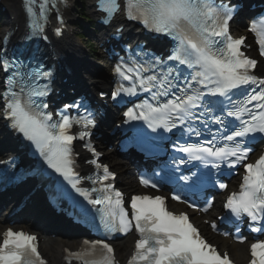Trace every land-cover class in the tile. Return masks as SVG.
<instances>
[{
	"label": "snow or ice",
	"instance_id": "1",
	"mask_svg": "<svg viewBox=\"0 0 264 264\" xmlns=\"http://www.w3.org/2000/svg\"><path fill=\"white\" fill-rule=\"evenodd\" d=\"M62 3L67 5V0ZM56 7L55 0H24L26 24L31 33L26 34L27 38L48 39L44 34L45 22L48 13ZM98 7L105 13L101 19L106 24H111L119 14L128 21L138 22L148 33L156 34L155 39L173 42L166 58L146 50L143 42L126 46L129 54L120 58L113 72L130 84L118 82L111 96L116 99L122 94L132 97L144 92L149 98L128 108L124 116L129 121H145L153 131L162 128L171 132L181 128L185 143L181 145L177 141L174 147L186 154L187 159H174L177 167L191 161H200L217 170L222 165L229 169L242 165L245 171L239 191L227 196L224 207L236 221L246 217L251 222V231L264 232V153L248 162L253 151L250 140L256 138L255 134L264 137V75L255 72L258 59L242 50L246 47V37L234 38L230 34L229 24L239 4L226 0H98ZM57 19L60 26L55 28V33L60 35L63 18L57 15ZM249 31L255 34L259 56L264 58V14L253 18ZM122 33L123 26L115 27L114 37L119 39ZM9 40L7 33L0 35V72L5 77L0 91V115L89 204L101 205L96 211L107 232L135 230L139 238L127 264H233L227 252L221 255L201 235L186 212L177 214L168 210L166 196L133 195L126 208L123 193L112 183H104L110 177L115 178L107 165L92 159L88 163L103 168V175L95 179L80 176L76 171L73 141H84L92 135L95 114L83 99L64 104L58 111L50 110L43 98L51 91L52 71L43 63H33L34 57L30 55L9 54L3 47V42ZM181 66L190 71L185 73ZM42 79L47 83H37ZM244 86H247L244 98L233 101L234 90ZM99 95L104 97L105 93L101 91ZM206 97L224 99L216 108ZM72 109L78 114L70 115ZM197 121L202 127L195 126ZM74 125L80 129L76 134L71 131ZM211 125L217 126L215 131ZM205 135L210 138L204 139ZM193 136L197 141L189 142ZM84 147L99 157L90 140ZM195 175L178 178L187 182ZM81 179H89L100 187L82 189L78 186ZM140 183L145 188L158 189V182L151 178L141 176ZM217 185L220 189L228 187L219 181ZM94 193L99 195L93 198ZM171 199L191 208L198 207L180 195L173 194ZM204 204L198 210L208 212L212 201L206 199ZM211 227L217 228L214 221ZM236 230L239 232V228ZM237 239L243 242L244 238ZM250 251L249 264H264V240L257 239L250 245ZM65 259L68 264L72 259L80 264H117L114 249L105 239L85 240L79 251L69 252ZM0 264H46V261L38 251L35 235L8 228L0 243Z\"/></svg>",
	"mask_w": 264,
	"mask_h": 264
},
{
	"label": "bare ground",
	"instance_id": "2",
	"mask_svg": "<svg viewBox=\"0 0 264 264\" xmlns=\"http://www.w3.org/2000/svg\"><path fill=\"white\" fill-rule=\"evenodd\" d=\"M14 1L15 6L13 5L11 7V10L13 11L17 24L20 27H23L25 21L20 20L21 11L19 9L18 3H16V0ZM67 11L71 15L70 10L67 9ZM62 46L66 49L67 54L74 60L75 65L78 66L83 77H85L88 81L94 82L97 85L105 86L104 79H106L108 76L107 67L105 65L106 62H98L95 61L93 58H90L87 52L81 49V43L78 42V40L71 38V34L67 36L65 44ZM7 141L8 140L5 133L1 131L0 124V150L7 145ZM106 155L110 159L111 163L116 165L117 171L119 172L120 178L122 179V185H124L125 188H129L134 185V180L130 176L132 170H130V167L127 165V163L125 161H122L114 150H107ZM219 206L220 203L215 204L214 209H218ZM4 219L6 218L2 215L0 217V232L3 229V221H6ZM61 226H57L56 228L60 229L62 228ZM66 231H68V229ZM44 237L46 240L42 245V249L44 250L45 254L53 261H57L62 257V249L65 243H76L72 235L69 236L63 234L61 231L55 234L45 233ZM223 242L225 244L224 247L230 249L231 253L235 258H237L238 254L242 256L246 255V244L239 245L233 243L229 245L227 242L225 243L224 240ZM118 246L121 251L130 248L129 241H121L119 242Z\"/></svg>",
	"mask_w": 264,
	"mask_h": 264
},
{
	"label": "rangeland",
	"instance_id": "3",
	"mask_svg": "<svg viewBox=\"0 0 264 264\" xmlns=\"http://www.w3.org/2000/svg\"><path fill=\"white\" fill-rule=\"evenodd\" d=\"M76 19H79V16L78 15H76ZM6 23V19H5V17L4 18H2L1 20H0V33H1V30H2V26L4 25ZM83 28H82V31H90L89 30V24L88 23H86L85 21L84 22H82L81 24H80ZM89 27H88V26ZM90 29H91V27H90ZM90 37V36H89ZM78 40V42H80V43H82V44H88L89 43V41H87V40H80V39H77ZM89 56H90V58H93L95 61H98V62H100V61H104V59L102 58V56H101V54L96 50V49H94V48H90V50H88V53H87Z\"/></svg>",
	"mask_w": 264,
	"mask_h": 264
}]
</instances>
